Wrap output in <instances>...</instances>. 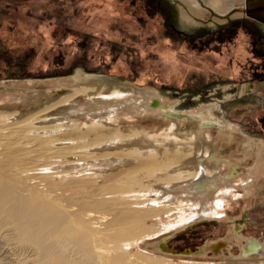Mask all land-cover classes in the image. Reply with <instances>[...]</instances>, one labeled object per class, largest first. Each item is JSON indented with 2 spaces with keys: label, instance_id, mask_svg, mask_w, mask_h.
<instances>
[{
  "label": "bare ground",
  "instance_id": "bare-ground-1",
  "mask_svg": "<svg viewBox=\"0 0 264 264\" xmlns=\"http://www.w3.org/2000/svg\"><path fill=\"white\" fill-rule=\"evenodd\" d=\"M181 2L179 17L191 25L211 10L222 22L236 3L243 6L246 0ZM258 13L249 17L264 19ZM167 40L160 45L169 46ZM9 85H0V264H142L129 246L142 245L154 235L150 224L160 223L173 210L158 203L188 202L190 215L171 227L178 233L195 220L215 216L217 196L228 202L232 189L239 188L250 195L264 177L263 142L240 140L227 132L229 127L217 126L206 117L213 105L202 106L200 116L185 115V108L208 99L169 103L161 94L165 87L157 92L84 71L29 86ZM218 92L220 98L225 95ZM145 116L162 119L145 127L128 124ZM212 127L219 129L217 140L209 133ZM224 141L234 143L243 160H253L240 186L236 165L218 148ZM69 144L73 146L67 149ZM64 158L67 163L53 162ZM60 168L78 174L72 177L75 174L66 170L62 177L73 180L70 185L86 182L85 190L70 185L42 190L44 177L37 171L49 170L45 174L52 176L50 172ZM220 177L225 193L217 183ZM158 247L159 252L170 251L165 244ZM244 255L237 264H264V248L248 245Z\"/></svg>",
  "mask_w": 264,
  "mask_h": 264
},
{
  "label": "rangeland",
  "instance_id": "rangeland-1",
  "mask_svg": "<svg viewBox=\"0 0 264 264\" xmlns=\"http://www.w3.org/2000/svg\"><path fill=\"white\" fill-rule=\"evenodd\" d=\"M177 1L0 0V85L24 83L29 86L34 82L71 78L84 71L88 75L116 77L157 92L165 87L161 94L169 103L208 99L199 106L185 108L187 117L200 116L202 106L213 105L212 113L206 117L213 118L217 126L229 127L230 132H227L236 133L240 140L264 143V78L255 76V71L264 73V19L245 16L241 11L247 9L250 13L264 15V0H246L243 6L236 3L233 13L225 19L222 17V22L216 20L213 10L205 12V17L203 14L202 18L195 17L197 20L191 25L180 19L179 11L184 3ZM164 2L168 8L170 4L176 7L179 14L169 9L176 17L175 25L188 34L182 39L168 35L169 46L160 45L162 41H159L163 36L158 29L169 30ZM123 5L128 6L129 11L120 7ZM236 14L243 16L237 18ZM175 45L178 47H172ZM61 58L64 63L59 62ZM77 60H83L81 63L87 64V70L80 62L76 63ZM124 61L127 62L122 63ZM194 74L201 78L192 77ZM204 84L208 93L203 96L194 89ZM246 87L248 91H244ZM217 90L225 95L221 93L222 98L218 97ZM191 91L195 93L192 97ZM170 95L176 96L171 98ZM246 100L248 102L244 103ZM161 119L145 116L128 124L145 127ZM194 123L186 122V125ZM209 130L204 131H209L217 140L219 129ZM218 144L224 156L236 165L239 176L236 182L240 186L253 167V160H243L242 152L234 143L232 147L225 141ZM66 146L68 149L73 145ZM66 160L68 158L53 162L58 165L61 161L67 163ZM69 169L53 170L52 176L46 175L49 170L37 171L38 177H44L42 190L70 185L69 181L73 180L66 181L62 177ZM56 171L61 175L57 176ZM227 175L225 171L223 177ZM221 178L217 183L225 193L227 188ZM85 183L75 181L70 186L81 192L85 190ZM232 190L228 202L219 196L215 198L218 210L215 216L195 220L178 233L171 231V227L190 215L188 202L158 203L157 206L166 205L173 210L163 215L160 223L153 221L150 226L154 227V235L146 237L142 245L133 243L129 246L130 252L140 255L142 264H159L156 261H161L160 264H237L245 258L246 246L263 249L264 177L259 178L250 195L244 194L242 188ZM61 192L67 199L71 197ZM160 244H165L170 251L159 252Z\"/></svg>",
  "mask_w": 264,
  "mask_h": 264
},
{
  "label": "flooded vegetation",
  "instance_id": "flooded-vegetation-1",
  "mask_svg": "<svg viewBox=\"0 0 264 264\" xmlns=\"http://www.w3.org/2000/svg\"><path fill=\"white\" fill-rule=\"evenodd\" d=\"M164 4H165V7L167 8V18H166V24H167V26H169V30H168V28H167V31L165 30L164 31V28L162 29V30H159L158 29V31H159V35L161 34V31H162V33H164V35L162 34V38H160L159 39V41H162L163 39H166V37H168V35L169 36H171L172 38H179V39H182V37H184V36H186V35H188L187 34V32H185L184 30H182L181 31V29H179L176 25H175V20H176V17L175 16H173V14L170 12V7L171 6H173L172 4H170L169 6V8H168V6L166 5V3L164 2ZM120 7H123V10L124 11H129V10H127V8H128V6L126 7L125 5H123V6H120ZM173 7H175V6H173ZM117 8V7H116ZM176 8V7H175ZM250 12V11H249ZM247 13H248V11H247ZM253 13H249L248 14V16H251ZM166 26V27H167ZM191 32V31H190ZM194 32V31H193ZM158 35V36H159ZM184 45V44H183ZM83 60H77V62L76 63H81ZM60 63H64L63 62V59L61 58L60 59V61H59ZM127 62V61H126ZM125 61L124 62H122V63H126ZM81 64H83L82 66H84L85 68H86V70H87V68H88V66H87V64H85V63H81ZM89 70H92V69H89ZM191 72V71H190ZM204 73V72H203ZM195 76H192V77H194V78H196V79H199V78H201V77H199L197 74H194ZM202 76H204L203 74H202ZM255 76L257 77V78H264V73H262V72H259V71H255ZM203 79H205L206 77L204 76V77H202ZM228 81H230V80H228ZM205 86V84L199 89V88H196V89H194V90H196V91H198V92H201L202 94H203V96L205 95V94H207L208 93V91L207 90H205L206 88L204 87ZM214 85H210V87H213ZM246 88H248V90H249V87H246ZM233 90V89H232ZM247 89H244V91H248ZM217 91H220V90H217ZM192 92V91H191ZM220 93H223L224 94V92H221L220 91ZM185 94H188V93H185ZM177 95V94H176ZM190 97V96H189ZM192 97V96H191ZM246 102H248V100H246L245 101V103Z\"/></svg>",
  "mask_w": 264,
  "mask_h": 264
}]
</instances>
